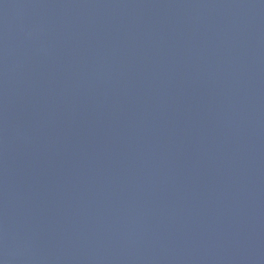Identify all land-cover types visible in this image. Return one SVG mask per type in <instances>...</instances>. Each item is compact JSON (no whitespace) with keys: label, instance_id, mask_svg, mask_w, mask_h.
Instances as JSON below:
<instances>
[{"label":"water","instance_id":"1","mask_svg":"<svg viewBox=\"0 0 264 264\" xmlns=\"http://www.w3.org/2000/svg\"><path fill=\"white\" fill-rule=\"evenodd\" d=\"M0 264H264V0H0Z\"/></svg>","mask_w":264,"mask_h":264}]
</instances>
